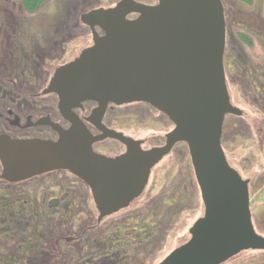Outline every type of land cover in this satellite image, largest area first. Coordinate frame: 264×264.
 <instances>
[{
	"label": "water",
	"instance_id": "95a60500",
	"mask_svg": "<svg viewBox=\"0 0 264 264\" xmlns=\"http://www.w3.org/2000/svg\"><path fill=\"white\" fill-rule=\"evenodd\" d=\"M79 21L89 28L92 46L59 67L45 91L57 96L58 111L71 126L50 123L56 141L1 136L3 178L15 182L68 170L87 184L102 218L138 198L152 168L184 143L204 214L189 230L190 240L159 264H224L242 252L264 251V237L250 218L247 181L228 165L220 144L224 116L242 115L225 85L222 2L157 0L149 6L120 0L81 14ZM83 102L97 104L87 121L98 136L72 112ZM134 103L149 105L172 123L165 145L142 150L140 141L102 125L109 104ZM104 139L119 141L126 152L114 159L93 153L92 144Z\"/></svg>",
	"mask_w": 264,
	"mask_h": 264
},
{
	"label": "flooded vegetation",
	"instance_id": "af4514ba",
	"mask_svg": "<svg viewBox=\"0 0 264 264\" xmlns=\"http://www.w3.org/2000/svg\"><path fill=\"white\" fill-rule=\"evenodd\" d=\"M99 34L102 33L99 31ZM38 42L40 41L37 37L30 39L32 45L38 44ZM2 44L4 45V41L0 40V61L6 58ZM62 46L63 43L58 46L60 51ZM46 47V54L43 51L36 56L33 54L29 56L31 58L28 60V66L23 69L21 81L15 75L9 79L6 70L0 71V137L6 136L12 140L56 141L58 136L49 126L50 123L56 124L64 130L70 128L71 124L58 111L57 96L53 93H45V91L55 70L76 60L81 52L88 47L80 50L74 57L64 54L66 57L64 62L56 67L46 64L50 62L52 54L54 59L57 58L54 48L49 51L47 45ZM225 52L226 45L223 54L225 85L230 104L236 107L230 96L227 73L230 67L229 56L228 51L227 54ZM37 61L40 62L39 65L34 63ZM35 68H41L40 72L45 74V82L39 86H37L36 80L38 74L35 75L33 71ZM244 71L252 72L251 69ZM241 77L247 78L246 82L249 85L248 88L244 84L242 85L243 92L254 94V90L252 91L251 88L257 87H255L258 91L257 96L248 99L247 102L264 119V83L260 81L261 79L264 81V64L259 71H253V75L250 73L249 77L244 75ZM234 84L240 86L236 80ZM129 105L109 104L102 118V125L128 139L140 141L142 150H145L143 149L145 142L117 130L113 127L115 122L108 123L106 121L109 113ZM96 107L97 104L94 102H83L79 107L72 109L73 114L92 136L100 135L99 130L87 121ZM243 115L242 111L241 116L230 114L224 116L220 137L224 155L223 142L231 131L236 133L232 127H227V117L240 118ZM260 133L264 140V126L260 129ZM163 145H165V140ZM177 147L185 151L184 157H187L188 154L187 166L193 173L194 188L201 200L187 146L184 143H177L152 168L146 186L139 197L126 208L102 218H99L87 184L68 170L48 171L11 182L3 178L0 163V244L2 243L0 264H137L136 261H139L138 264H145V261L150 260L152 253L147 252L144 256H140V254L145 252L142 250V247L145 246L144 242L147 243V239L155 234L153 224L157 223L161 217V219L165 218L163 223L170 225L171 217H177L182 210L184 211V209L177 210L176 216H172L174 209L182 205L184 201L186 195L184 188L182 191L177 187L178 192L175 193L171 190L168 194L162 189L160 194L157 193L155 197L153 196L155 185H185L181 181H168L170 180V170L166 172L167 179H164L162 175L168 163L173 165L177 161H167L168 157L173 158L172 151ZM152 148L156 147L149 149ZM91 149L93 153L110 159L117 158L126 152L125 146L113 139L96 142L92 144ZM164 162L167 164L161 169L155 170L160 163ZM178 165L181 170L185 169L184 163L178 162ZM153 170L155 171L153 172ZM245 181H247L253 229L257 235L264 237L257 232L255 227V212L251 208L250 183L248 180ZM150 196H153L154 199L150 200ZM157 214L160 216L157 217ZM153 215L157 217L155 220H152ZM140 249L141 252H139Z\"/></svg>",
	"mask_w": 264,
	"mask_h": 264
},
{
	"label": "rangeland",
	"instance_id": "374dc122",
	"mask_svg": "<svg viewBox=\"0 0 264 264\" xmlns=\"http://www.w3.org/2000/svg\"><path fill=\"white\" fill-rule=\"evenodd\" d=\"M67 1L68 4L66 6L65 2ZM135 1L145 5L156 4V0ZM221 1L224 6L227 30L225 54L228 51V63L230 67L227 73L230 83V96L233 104L244 112L243 117L240 118L227 117V127H232L236 133L231 131L227 135L226 140L223 142V147L229 166L239 174L242 180H248L250 183L251 208L255 212V227L257 232L264 236V140L263 135L260 133V129L264 126V119L247 102L248 99L257 96V87L253 86L251 88L252 91L254 90V94L243 92L242 85L244 84L247 88L249 85L246 82L247 78L241 77V75L249 77L250 73L253 75V71H259L264 64V35L262 36L259 33L258 36H261L259 41L250 38V34L254 33L252 30L257 28V20L260 19V14H262V10L264 9V0H249L250 2L247 4H242L239 0ZM6 2L11 4H15L16 2L15 0H0V8L2 9L0 12L5 11L9 14V17H13V19L10 17V23L18 17L19 12L11 8L14 5H2V3ZM114 2L115 0H92L91 2L90 0H51L35 15L20 16L23 20H21L19 25L27 28L26 32L30 33V37L39 36L37 38H39L40 42L35 45L33 44L29 56L32 54L36 56L40 52V49L41 52L44 51L46 54V45L49 51L54 48V54L57 55V58L54 59L52 54L50 62L46 63L51 64V66L56 67L62 64L66 58L64 54L72 57L76 56L80 50L89 47L92 43L89 29L79 21L80 14L100 7L107 8L113 6ZM63 3L64 6L62 5ZM7 8H9V12L5 10ZM7 13L6 15H8ZM240 13L242 14L240 15ZM239 17L241 20L246 19L253 23L252 25L250 24L251 28L248 29V33L242 28V21L239 20ZM51 20L55 25H53L54 28L49 25ZM241 33L250 39L248 41L251 42L252 46L247 47L245 42H241L238 39V35ZM62 43L63 46L60 51V47L58 48V46ZM62 57L64 59H61ZM34 63L40 64L39 61ZM250 69L252 72L244 71ZM33 71L35 75L38 74V78H36L37 86L43 84L45 82V74L40 72L42 71L41 68H35ZM235 80L240 86L234 84ZM244 80L245 82H243ZM260 81L264 83L263 79ZM106 121L108 123L115 122L114 128L123 131L136 140L145 142L143 145V149L145 150L151 147L162 146L165 136L173 129V125L164 115L144 104H132L115 109L113 113H109ZM172 152L173 158L170 156L167 161H177L173 165L167 164V162L160 163L155 170H159L167 164L165 170L162 172L164 179H167L166 172L170 170V180L168 181H181L185 185H155L153 196L155 197L157 193L160 194L162 189L163 191H167L168 194L171 190L176 193L179 188L182 191L184 188L186 193L184 201L182 205L174 209L172 216H176L177 210L184 209V211L182 210L177 217H171V220L172 218L173 220L172 222L169 220L170 225L163 223L165 218L161 219L160 215L157 214L159 222L157 221V223L153 224V232L155 234L153 237L147 239V243H145L146 241L144 242L145 246L142 247V250L145 252L140 254V256H144L147 252L152 253L151 258H149L150 260L145 261V264L160 263L173 250L188 242L190 240L189 230L203 216V206L200 197H198L197 190L194 188L193 173L188 168L189 166H187L189 161L188 154L187 157H184L185 151L179 147L175 148ZM178 162L184 163L185 169L181 170ZM153 196H150V200L154 199ZM157 217L153 215L152 220H155ZM139 252H141V249ZM136 262L138 264L139 261ZM224 264H264V252H242Z\"/></svg>",
	"mask_w": 264,
	"mask_h": 264
},
{
	"label": "trees",
	"instance_id": "16d2710c",
	"mask_svg": "<svg viewBox=\"0 0 264 264\" xmlns=\"http://www.w3.org/2000/svg\"><path fill=\"white\" fill-rule=\"evenodd\" d=\"M50 1L51 0H15L16 2L15 4L7 3V2L2 3V5H14L11 8L16 9L19 12V15L17 17L19 19L15 18L14 21L10 23L9 21H11V18L13 19V17L10 16L11 17L10 18L9 14L5 11L0 12V40L4 41V45L3 44L2 45L4 47V52L6 54V58L0 61V71L6 70L8 72L9 79H11L12 76L15 75L17 76V78H19L20 81L22 80L23 77L22 74L24 71L23 69L29 64L28 61L29 52L32 51L31 47H33V45L30 43V39L39 37V36L33 38L30 37V33L26 32L27 28L19 25L21 20H23L21 17H25L27 15L30 16L35 15L46 3H49ZM91 1L92 0H90V2ZM117 1L119 0H115L114 3H116ZM239 2L242 4H247L250 1L239 0ZM65 3L67 6L68 1ZM62 5L64 6V3ZM0 10L2 9L0 8ZM5 10L9 12V8ZM6 13L8 15H6ZM241 14L242 13H240V15ZM239 20L242 21L241 24V26H243L242 28H244L248 33V29L251 28L250 24L252 25L253 23L250 22V20H246V19L241 20L240 17ZM257 22H256L257 28L252 30L254 33L250 34V38L254 40L257 39L259 41V38L261 37L258 36L259 33H261L262 36L264 35V9L262 10V14H260V19L257 20ZM49 25L52 26L53 28L55 26L54 23H52V20L49 22ZM226 35H227V30H226ZM238 39H240L241 42H245L247 47L252 46L251 42L248 41L250 39H248V37H245V35H243L242 33L238 35Z\"/></svg>",
	"mask_w": 264,
	"mask_h": 264
}]
</instances>
